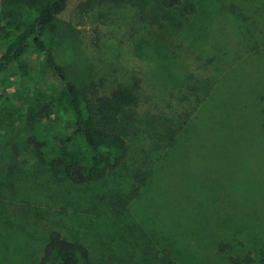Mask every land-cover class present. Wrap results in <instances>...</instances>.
<instances>
[{"label":"rangeland","instance_id":"rangeland-1","mask_svg":"<svg viewBox=\"0 0 264 264\" xmlns=\"http://www.w3.org/2000/svg\"><path fill=\"white\" fill-rule=\"evenodd\" d=\"M162 2L72 0L57 18L52 52L79 87L137 96L118 127L129 156L77 187L39 163L24 117L1 119L0 264H39L53 230L98 264H158L155 250L176 264L247 253L264 264V0ZM189 4L196 14L184 15ZM29 61L37 78L28 86L13 66L1 95L18 103L51 87L43 57ZM72 120L62 104L48 125ZM62 152L77 161L73 147Z\"/></svg>","mask_w":264,"mask_h":264},{"label":"trees","instance_id":"trees-1","mask_svg":"<svg viewBox=\"0 0 264 264\" xmlns=\"http://www.w3.org/2000/svg\"><path fill=\"white\" fill-rule=\"evenodd\" d=\"M71 1L0 0V76L17 66L22 82L30 86L37 77L29 58L42 56L53 78L51 87L43 93L36 90L18 103L0 94V123L4 117H24L32 129L30 144L39 163L63 181L81 187L101 183L109 174L124 167L130 150L118 127L126 109L136 106L138 98L124 87L109 95H103L95 82L81 88L56 62L52 35L56 31L57 18ZM162 4L168 9H178L183 2L163 0ZM196 12V6L189 4L184 15ZM62 104L67 105L73 120L61 131L52 132L48 120ZM63 147H73L77 161L71 162L62 152ZM132 199L133 196H120L119 205L125 206ZM227 248L221 243L219 252L226 253ZM155 259L158 264H176L169 250H155ZM229 261L230 264L255 263L251 253L244 257L232 256ZM39 264L98 263L85 243L72 241L53 230Z\"/></svg>","mask_w":264,"mask_h":264}]
</instances>
